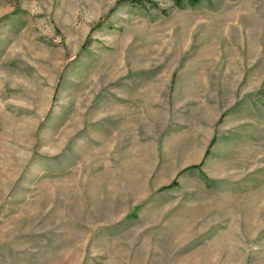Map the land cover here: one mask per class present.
<instances>
[{"label": "rangeland", "instance_id": "374dc122", "mask_svg": "<svg viewBox=\"0 0 264 264\" xmlns=\"http://www.w3.org/2000/svg\"><path fill=\"white\" fill-rule=\"evenodd\" d=\"M0 0V264H264V0Z\"/></svg>", "mask_w": 264, "mask_h": 264}, {"label": "trees", "instance_id": "16d2710c", "mask_svg": "<svg viewBox=\"0 0 264 264\" xmlns=\"http://www.w3.org/2000/svg\"><path fill=\"white\" fill-rule=\"evenodd\" d=\"M148 1L152 2L151 0ZM172 1L177 7H180L184 2L195 5L198 4L201 0H172Z\"/></svg>", "mask_w": 264, "mask_h": 264}]
</instances>
